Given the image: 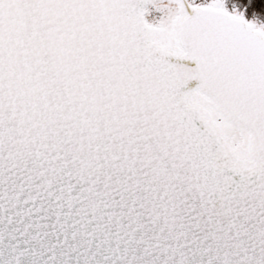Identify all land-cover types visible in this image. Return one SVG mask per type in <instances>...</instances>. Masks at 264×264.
Listing matches in <instances>:
<instances>
[{
	"label": "snow or ice",
	"instance_id": "6c2138e0",
	"mask_svg": "<svg viewBox=\"0 0 264 264\" xmlns=\"http://www.w3.org/2000/svg\"><path fill=\"white\" fill-rule=\"evenodd\" d=\"M0 264H264V0H0Z\"/></svg>",
	"mask_w": 264,
	"mask_h": 264
}]
</instances>
